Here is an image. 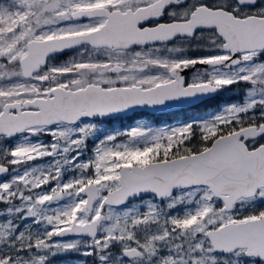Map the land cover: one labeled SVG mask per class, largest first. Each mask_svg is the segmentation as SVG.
Listing matches in <instances>:
<instances>
[{
  "label": "snow or ice",
  "instance_id": "6c2138e0",
  "mask_svg": "<svg viewBox=\"0 0 264 264\" xmlns=\"http://www.w3.org/2000/svg\"><path fill=\"white\" fill-rule=\"evenodd\" d=\"M66 253L264 264V0H0V264Z\"/></svg>",
  "mask_w": 264,
  "mask_h": 264
},
{
  "label": "flooded vegetation",
  "instance_id": "af4514ba",
  "mask_svg": "<svg viewBox=\"0 0 264 264\" xmlns=\"http://www.w3.org/2000/svg\"><path fill=\"white\" fill-rule=\"evenodd\" d=\"M71 53V52H70ZM69 53H64L61 54L57 57V59H62L65 58L66 55ZM227 95V94H226ZM237 99V98H236ZM205 106H200L199 108H196L195 110L193 109L192 106L190 107H183L174 111H170V112H164V113H157V114H152L149 112H139V113H135L134 115L131 116H127V117H121L120 115H116L115 118L110 119L109 122H112L114 120H119V121H123V124L125 123H129L134 121L137 118H145V119H149L152 120L154 123H158L159 125L163 124V123H172L173 120H183L188 118L191 115H194L197 111H201L204 110ZM208 108H212L215 107V102L209 103L207 105Z\"/></svg>",
  "mask_w": 264,
  "mask_h": 264
},
{
  "label": "rangeland",
  "instance_id": "374dc122",
  "mask_svg": "<svg viewBox=\"0 0 264 264\" xmlns=\"http://www.w3.org/2000/svg\"><path fill=\"white\" fill-rule=\"evenodd\" d=\"M72 53H69L66 55V57L64 59H58L59 61L65 60L67 58H69V56H71ZM140 120H148L153 122L152 120L149 119H145V118H137L132 122L129 123H125L123 124V121H119V120H114L112 122H106L103 121V126L105 128H107L108 130H112V129H119V130H124L132 125H134L137 121ZM154 123V122H153ZM155 125L159 126L158 123H154ZM89 147H92V142L89 141ZM88 260L89 262L91 261V258H86V257H82L80 256L78 253H66V254H60L54 258H52V264H78V261L80 260Z\"/></svg>",
  "mask_w": 264,
  "mask_h": 264
},
{
  "label": "water",
  "instance_id": "95a60500",
  "mask_svg": "<svg viewBox=\"0 0 264 264\" xmlns=\"http://www.w3.org/2000/svg\"><path fill=\"white\" fill-rule=\"evenodd\" d=\"M65 53H70V52H65ZM191 105H179L177 107H172V108H167V109H160V110H154L151 108H137L135 110H129L127 113H122V114H117V115H121V116H131L134 115V113L136 112H141V111H145V112H149L152 114H157V113H164V112H170V111H174L183 107H190Z\"/></svg>",
  "mask_w": 264,
  "mask_h": 264
},
{
  "label": "trees",
  "instance_id": "16d2710c",
  "mask_svg": "<svg viewBox=\"0 0 264 264\" xmlns=\"http://www.w3.org/2000/svg\"><path fill=\"white\" fill-rule=\"evenodd\" d=\"M62 59H64V58H62ZM227 95L232 96V93L229 92V93H227ZM232 98H233V99H236V98H238V97H236V96H232ZM138 113H139V112H138ZM103 121L109 122V119H105V120H103Z\"/></svg>",
  "mask_w": 264,
  "mask_h": 264
},
{
  "label": "bare ground",
  "instance_id": "6f19581e",
  "mask_svg": "<svg viewBox=\"0 0 264 264\" xmlns=\"http://www.w3.org/2000/svg\"><path fill=\"white\" fill-rule=\"evenodd\" d=\"M121 116V115H120ZM121 117H123V116H121Z\"/></svg>",
  "mask_w": 264,
  "mask_h": 264
}]
</instances>
